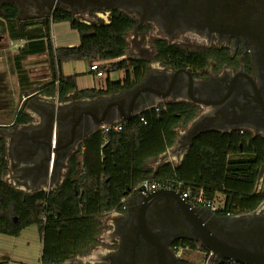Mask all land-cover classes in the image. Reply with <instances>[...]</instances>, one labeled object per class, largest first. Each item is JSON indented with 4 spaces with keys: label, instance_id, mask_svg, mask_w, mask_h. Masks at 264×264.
<instances>
[{
    "label": "flooded vegetation",
    "instance_id": "flooded-vegetation-1",
    "mask_svg": "<svg viewBox=\"0 0 264 264\" xmlns=\"http://www.w3.org/2000/svg\"><path fill=\"white\" fill-rule=\"evenodd\" d=\"M8 4L17 7L13 21L19 28L27 23L45 30L57 10L69 12L75 20L99 13L108 22L114 13L124 14L133 22L126 32L131 36V56L124 57L143 61L144 66L140 76L131 75L129 89L86 98L87 102L58 106L60 99L52 96L43 103L36 102V96L19 102L3 145L13 181L27 190L42 192L58 183L61 168L67 172L70 157L110 105L117 115L120 108L122 117L129 110L135 117L155 107L157 112L177 108L171 148L184 155L192 139L205 133L264 140V0H58L57 4L54 0H0L1 8ZM5 44L0 35V50ZM175 54L178 59L173 58ZM69 97L74 98L66 95L64 100ZM25 106L33 115L28 126L18 130L16 121ZM83 111L88 114L80 119ZM191 113L193 118L186 122ZM54 130L58 144L51 136ZM260 176H264V165ZM126 196L125 205L113 211L106 232L99 236L98 243H105L106 251L97 255L94 264H235L198 242L197 223L184 210L189 203L180 195L178 199L170 193L146 204L137 192ZM216 215L217 221L201 220L223 240L239 235L237 230L257 231L264 218V212L252 211L235 218L221 212ZM235 244L264 256V243ZM183 251L198 255L200 261L183 258ZM65 263L83 261L74 257Z\"/></svg>",
    "mask_w": 264,
    "mask_h": 264
},
{
    "label": "trees",
    "instance_id": "trees-1",
    "mask_svg": "<svg viewBox=\"0 0 264 264\" xmlns=\"http://www.w3.org/2000/svg\"><path fill=\"white\" fill-rule=\"evenodd\" d=\"M2 12L5 22L0 20V34L11 41H22V46L8 57L20 92L31 90L32 86L22 62L40 54L47 55L51 73L46 92L57 93L59 99L73 91L79 98H90L127 90L132 86L131 75L138 77L142 73L143 61L120 59L125 55L126 32L133 24L124 14L114 13L108 24L88 26L73 19L69 12L57 10L47 29L20 30L13 21L17 7L3 5ZM59 22H67L78 33L77 46L53 47L50 24ZM173 58L179 56L175 54ZM77 61L103 62L100 68L107 77L104 91H78L75 75L61 76L62 63ZM110 72H122V77L111 82ZM176 112L177 108L171 106L166 111L152 109L127 123L121 122L122 130L118 133H92L70 157L59 187L47 193L23 194L3 181L5 150L0 139V234L16 237L24 227L36 225L42 241L40 264H61L87 255L98 245L102 229L100 215L120 210L126 190L146 180L183 183L190 187L192 194L201 192L205 201L222 195L221 213L224 214L255 210L264 199L262 193L254 191L258 171L264 165L263 139L242 138L236 134H200L192 139L177 166L165 163L156 169L147 167L149 160L173 145ZM193 116L191 113L186 122ZM140 118L146 120V125Z\"/></svg>",
    "mask_w": 264,
    "mask_h": 264
},
{
    "label": "rangeland",
    "instance_id": "rangeland-1",
    "mask_svg": "<svg viewBox=\"0 0 264 264\" xmlns=\"http://www.w3.org/2000/svg\"><path fill=\"white\" fill-rule=\"evenodd\" d=\"M80 19L81 18H77L76 20H80ZM0 20L5 22V20L3 19V12H2L1 7H0ZM88 22L92 26L102 24L100 19H96V18H90ZM55 32H57L56 28L53 29V33ZM0 35H2V37L5 39V43H6L4 45L5 47L2 50H0V130H1V129L8 128L7 126L12 121V117L14 116L17 110L20 100H19V88L17 86V81H16L15 76L11 73L10 63L8 61V57L10 55H13L16 52V49L11 48V46H9L10 44L7 43V36L5 34H0ZM129 49L130 48L128 47L125 50L126 57L131 56L129 53ZM123 58L125 57H121L120 59H123ZM31 63H33V61ZM85 64H86L85 62H79L78 65H81L80 66L81 70L82 68H85L84 66ZM102 64L103 63H101L100 65ZM66 70L67 69L64 66L62 68V73L65 74L66 72H68ZM110 73H113V72H110ZM120 75L122 77V72H120ZM105 78H106V74H105ZM40 83L41 82H35L34 89L38 88V86L41 85ZM182 131L183 130H181V132ZM4 138H5L4 135L0 131V139L4 141L5 140ZM182 157H184L183 151L177 153V151L171 150V147H170L166 149L164 153L160 154L156 158L149 160L146 163V165L150 169L157 168L158 166L165 164V163H169L175 167L178 164H180ZM77 159L78 160L80 159L79 155L77 156ZM4 161H5V167H6L5 173L2 177L4 182L7 185H9L11 188L23 194H33L32 190L26 189L25 191H21V190L16 189V187H14L11 184L10 180H12L13 173L11 169L9 168L6 153H4ZM60 172H61V175L59 177L58 183L52 187L44 189V191L42 192L47 193V192L56 190L59 187V185L63 181L65 174H66L65 168H61ZM222 201H223L222 195L218 194L215 196L214 208L218 212L222 211ZM112 215H113V212H106L100 215V223L102 225L101 235L104 234V232H106L107 222H109ZM41 243H42L41 234L39 232V228L36 225L24 227L21 230L20 234L16 237L0 234V260H2L4 256H8L13 261L14 264H40ZM93 249L94 248H92L87 255L79 256L78 258L83 259L85 261V258L89 257L91 253L94 251ZM182 256L183 258H186V259L192 258L193 256V258L196 261H200V258L198 255H193V253L189 251H183Z\"/></svg>",
    "mask_w": 264,
    "mask_h": 264
},
{
    "label": "crops",
    "instance_id": "crops-1",
    "mask_svg": "<svg viewBox=\"0 0 264 264\" xmlns=\"http://www.w3.org/2000/svg\"><path fill=\"white\" fill-rule=\"evenodd\" d=\"M98 17V18H97ZM96 19H100L102 24H108V19L105 15L96 14ZM89 19L90 17H85L83 19L77 20L78 22L81 21V23L90 26L89 24ZM40 28L39 26L36 27H31L29 26V24L24 23L21 24L20 26V30L24 29V30H32V29H37ZM56 28L57 32L53 33V29ZM50 39L52 42V45L54 48H63V47H73V46H77L79 44V35L76 31L72 30L69 27V24L67 22H59V23H54L50 25ZM131 36L126 35L125 37V41H126V48H130V41ZM10 42H16V41H11ZM19 42V41H17ZM22 42V41H20ZM10 46V45H9ZM12 48V46H11ZM18 49V48H17ZM16 49V50H17ZM126 50V49H125ZM124 57V56H123ZM33 61V63H31ZM79 62H85L86 64L84 65L85 68H82L81 70V65H78ZM99 65L103 62H97ZM91 65V63H88L86 61H77V62H66V63H62L60 65V74L63 77H67V76H76V86H77V90L81 91V90H100V91H104L106 88V78H105V73L104 76L101 78H97L94 76V73L91 72L89 70V66ZM66 67V72L65 74L62 73V68ZM101 66V65H100ZM22 68L26 71L27 76L29 81L32 83L31 86V90H27L24 92H20L19 90V97H20V103H25V101H28L30 97H34L36 96V102L38 103H43L45 101V99H47L48 96H52L54 97V99L58 98L57 93H48L46 92V90L49 87V83L51 82V73L49 70V66H48V58L46 54H40V55H34V56H29L27 57L23 62H22ZM104 78V79H103ZM121 75L120 72H113L110 73L108 75V80L113 82L117 79H120ZM35 82H41L40 86H38V88L34 89V83ZM18 86V85H17ZM33 87V88H32ZM33 92V93H32ZM108 93H103V94H99V95H107ZM67 95H70L71 97L74 98H68L67 100L64 99H60L59 101L56 102V104L59 105H64L66 103L70 102H82L83 99H86V97L84 98H79L76 95V92H70ZM98 95L92 96L90 98H95ZM28 97V98H27ZM89 98V97H88ZM21 117L19 116V121H16L17 125V129H25L28 126V118L30 116L33 115V112L30 108H28V106H25V108H23L22 113L20 114ZM17 113L15 112L14 116L12 117V121L8 124V128L10 126H12V123L14 122V120H16ZM18 120V119H17ZM5 129L6 133H2L4 135V139H8L9 135H10V129ZM172 150V148H171ZM183 158V157H182ZM156 169V168H154ZM4 181V180H3ZM11 181V184L16 187V189L21 190V191H25L26 188L23 185H19L16 184L13 181V178ZM264 188V176H260L257 178L256 184H255V188L254 191L256 192L258 189L260 188ZM46 189V187L44 188ZM113 212V211H111ZM252 212H255L256 214H259L260 212H264V199L262 201V203ZM104 244H99L97 246L94 247V251L91 253V255L89 257L85 258V261L83 259H81L84 264H94L93 262L96 260V257L98 254L100 253H104L105 250V246ZM78 258V257H76ZM8 261L10 263H13V261L8 257V256H4V258L0 261Z\"/></svg>",
    "mask_w": 264,
    "mask_h": 264
},
{
    "label": "water",
    "instance_id": "water-1",
    "mask_svg": "<svg viewBox=\"0 0 264 264\" xmlns=\"http://www.w3.org/2000/svg\"><path fill=\"white\" fill-rule=\"evenodd\" d=\"M57 4L58 0H54ZM81 23V21H80ZM129 92V91H128ZM83 102H87L88 99H83ZM113 106V105H110ZM107 107L105 108L100 114L97 119H95L96 122V129L89 130L88 133L85 135L83 140L90 136L92 133L99 131L100 127L103 125L113 124V123H127L134 114L131 113V110L128 111L127 116H123V112L120 108H117L118 110V116L116 110H112L111 108ZM88 114V112H81L79 115V118L81 119L83 115ZM76 125V124H75ZM53 135V136H52ZM51 136L56 138V144L59 142V136L57 131L54 130V132H51ZM82 142V141H81ZM130 189H127L124 195H128ZM142 189H139L137 193H139L140 201L142 204L149 203L153 200L166 197L168 194L172 193L174 197H177L179 199V195L174 191L170 189H156L154 191H150L145 193L143 195L141 193ZM184 210L189 212L194 220L197 223L198 226V242L203 243L204 246L214 255L218 256L222 260L230 261L236 264H261V262H264V256L259 255L258 253L251 252L245 248L239 247L235 243H264V218H262V221L258 225L259 228H257V231H252L250 233H246L240 230L239 235L233 234L231 238L224 239L218 238L217 234L215 232H210L203 224L202 218L207 217L212 221H217L218 217L216 213L213 211L204 208V207H191L189 204H184ZM240 214L234 216L237 217ZM237 235V236H236ZM149 239L150 236H148ZM152 241V240H151ZM226 243H234L232 245L226 244ZM0 264H14L10 263L8 261H0ZM61 264H66L65 262Z\"/></svg>",
    "mask_w": 264,
    "mask_h": 264
},
{
    "label": "built area",
    "instance_id": "built-area-1",
    "mask_svg": "<svg viewBox=\"0 0 264 264\" xmlns=\"http://www.w3.org/2000/svg\"><path fill=\"white\" fill-rule=\"evenodd\" d=\"M9 44L14 49L20 48L22 46V42H20V41L19 42H17V41L16 42H10ZM89 70L91 72H93L94 76L97 78H101L104 76V72L102 71V69L100 68L98 63H96V62L92 63L89 66ZM154 111L157 112L156 107L154 108ZM140 121L142 122L143 125H146L145 119L140 118ZM121 130H122V124L121 123H113V124L103 125L99 129V131L102 134H107L109 132L118 133ZM139 189H142V191H141L142 194H145V193L150 192V191H154L156 189L174 190V191L179 193L180 199L187 200L190 205L195 206V207L201 206V207H204V208H207V209L213 211L214 213H218V211H216L214 208V200L213 201H205L204 199H202L201 192H199L196 195L192 194L190 187L184 185L183 183H176V182L171 181V180H164V181H159V182H152V181L146 180V181H143L142 183L134 186L133 188H131L128 194L138 192ZM255 193H262L264 195V188L261 187ZM126 197L127 196H125L122 199V201H121L122 205H125Z\"/></svg>",
    "mask_w": 264,
    "mask_h": 264
}]
</instances>
